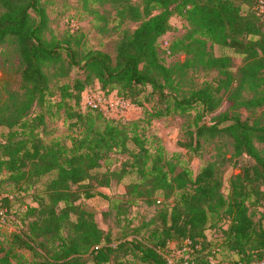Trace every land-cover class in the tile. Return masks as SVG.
<instances>
[{
    "label": "trees",
    "instance_id": "16d2710c",
    "mask_svg": "<svg viewBox=\"0 0 264 264\" xmlns=\"http://www.w3.org/2000/svg\"><path fill=\"white\" fill-rule=\"evenodd\" d=\"M53 1L0 0V48L11 47L0 69V127L8 129L0 143V173L29 187L54 173L38 205L27 207L26 231L12 233L8 245L0 241V264H168L169 243L186 238L199 245L190 255L207 264L222 249L237 255L235 264L264 261V227L253 219L257 207L264 208V150L256 146L264 144V16L256 9L259 0H142L140 5L94 0L115 9L118 26L138 23L132 31H121L114 60L105 52L84 49L79 36L47 37L46 5ZM172 16L186 23L168 46L183 59L166 66L157 44ZM208 42L232 54L216 56ZM201 69L216 75L187 87L189 71ZM73 70L79 74L61 83ZM93 83L140 107L141 116L110 118L82 109V93ZM56 94L57 100L50 101ZM51 107L67 125L69 146L40 136ZM191 113L194 128L177 142L184 153L168 152L159 137L146 133L155 119ZM212 113L211 123L198 122ZM214 139H227L232 155L253 161L229 178L226 195L215 162H206L195 174L188 166L201 155L203 144ZM127 177L120 197L95 191ZM156 193L164 201L171 199L169 208L159 211L158 224L132 228L116 245L77 203L100 194L121 215V209L138 200L151 203ZM9 202L2 197L0 209L6 211ZM223 220L226 227H217ZM215 227L221 241L206 238L205 232ZM130 254L132 261L122 259Z\"/></svg>",
    "mask_w": 264,
    "mask_h": 264
},
{
    "label": "rangeland",
    "instance_id": "374dc122",
    "mask_svg": "<svg viewBox=\"0 0 264 264\" xmlns=\"http://www.w3.org/2000/svg\"><path fill=\"white\" fill-rule=\"evenodd\" d=\"M136 5H140L142 0H132ZM46 12L49 18V31L47 37L55 36L58 39H63L67 35L81 37L84 49L99 50L107 53L112 60L115 58V45L121 36L123 29L132 31L138 23L125 21L118 26V20L115 16V9L108 4H101L94 0H54L51 4L46 5ZM97 12L98 14H96ZM169 30L158 39L157 51L160 61L166 65H172L175 62H180L183 59L182 54L172 53L169 51V44L173 39L180 36L186 29V23L177 16H172L169 19ZM165 42L167 44H165ZM208 48L216 56L221 54H232L227 48H221L211 42L207 43ZM11 47L3 46L0 48V69L1 63L5 59V55L9 54ZM5 53V55H4ZM239 59H237L238 61ZM14 62L15 59H14ZM78 71L73 70L67 79H62L61 83L69 82L70 79L77 76ZM214 70H198L195 72L189 71L187 74V87H196L205 80H210L215 77ZM1 76V73H0ZM95 83V82H94ZM92 84L87 87L81 97V107L86 98L100 91L97 84ZM56 94L50 101L57 100ZM55 107H51L50 114L45 116V126L41 128L40 136L44 141L51 139L58 140L61 144L69 146V141L66 135L69 133L67 125L62 119L61 114H54ZM142 110L140 107L130 104L120 116L122 119H136L140 117ZM215 113L202 116L199 123H211ZM194 113L187 116L172 115L170 117L155 119L145 129L147 135H155L160 138L161 143L168 152H181L185 150L177 145V142L186 138V129H193ZM8 131L5 127H0V143L5 140V134ZM259 149L264 150V144L256 143ZM201 155L194 156L188 163L189 168L195 174L202 165L206 162H215L219 167L222 176V192L224 195L228 192V180L232 175L238 173L245 165L252 164L253 161L246 155H232L231 146L227 139H214L203 144ZM115 166L119 164L114 163ZM113 168V167H112ZM54 176V173L45 174L38 178L30 187L28 182L21 180L18 183L8 177L6 172L0 173V199L7 196L9 198V207L0 209L3 213V219H0V241L8 245L10 235L14 232H23L27 229L29 218L26 217V210L29 206H37L38 201L42 198L47 182ZM130 178H124L122 181L112 180L106 187H95V191L107 195L109 197H120L125 186ZM77 186H73L76 188ZM264 189V186L262 187ZM78 190H83L78 188ZM152 202L148 203L145 200H138L132 206L121 209V215H116V208L108 202V199L100 194H94L90 198H81L77 203L86 211L93 214L97 225L108 233L112 239L111 245L118 244V239L122 233L130 231L132 228L140 227L142 224L151 223L152 227L158 224L159 211L168 209L171 199L164 201L161 194L156 193ZM256 225L264 227V208L259 205L257 214L254 216ZM226 227L225 220L219 224ZM215 227L208 229L205 232L206 238L211 241H221V232ZM145 233V230L143 229ZM182 241L175 239L166 249L165 256L171 263H177L179 259L175 256L179 245ZM26 257L30 253L26 250H21ZM123 260H131L132 255H127ZM237 259L235 253H231L222 249L217 252L211 262L214 264H234ZM132 261V260H131ZM136 261V259H135ZM134 261V262H135ZM86 264H93L88 260ZM105 264H116L114 261H109Z\"/></svg>",
    "mask_w": 264,
    "mask_h": 264
},
{
    "label": "built area",
    "instance_id": "2783aa9c",
    "mask_svg": "<svg viewBox=\"0 0 264 264\" xmlns=\"http://www.w3.org/2000/svg\"><path fill=\"white\" fill-rule=\"evenodd\" d=\"M256 9L258 13L264 16V0H259ZM165 44H167L165 42ZM130 105V103L118 96L115 92H111L106 94L102 90L99 91L97 95L93 94L86 98L83 103L84 108H89L92 110H99L106 117L110 118H120L123 114L124 110ZM170 244V243H169ZM199 248L198 244L193 243V241L189 238H186L182 241L181 245H179L176 253V257L179 261L176 263H171L170 260L167 259L168 264H207L203 261L196 260L190 254L193 249ZM211 262V261H210ZM214 264V263H210ZM235 264V263H234ZM236 264H242L241 262ZM253 264H264V261L255 262Z\"/></svg>",
    "mask_w": 264,
    "mask_h": 264
},
{
    "label": "crops",
    "instance_id": "0c3cea01",
    "mask_svg": "<svg viewBox=\"0 0 264 264\" xmlns=\"http://www.w3.org/2000/svg\"><path fill=\"white\" fill-rule=\"evenodd\" d=\"M98 86V85H97Z\"/></svg>",
    "mask_w": 264,
    "mask_h": 264
}]
</instances>
